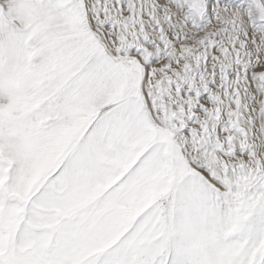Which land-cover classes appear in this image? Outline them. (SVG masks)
Here are the masks:
<instances>
[{"label":"snow or ice","instance_id":"6c2138e0","mask_svg":"<svg viewBox=\"0 0 264 264\" xmlns=\"http://www.w3.org/2000/svg\"><path fill=\"white\" fill-rule=\"evenodd\" d=\"M0 264H264V0H0Z\"/></svg>","mask_w":264,"mask_h":264}]
</instances>
